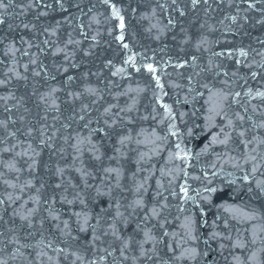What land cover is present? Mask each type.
I'll use <instances>...</instances> for the list:
<instances>
[{
	"label": "water",
	"instance_id": "95a60500",
	"mask_svg": "<svg viewBox=\"0 0 264 264\" xmlns=\"http://www.w3.org/2000/svg\"><path fill=\"white\" fill-rule=\"evenodd\" d=\"M4 2L0 261L264 264V0Z\"/></svg>",
	"mask_w": 264,
	"mask_h": 264
},
{
	"label": "snow or ice",
	"instance_id": "6c2138e0",
	"mask_svg": "<svg viewBox=\"0 0 264 264\" xmlns=\"http://www.w3.org/2000/svg\"><path fill=\"white\" fill-rule=\"evenodd\" d=\"M12 2H13V0H8V3H9V4H11ZM102 2H103L104 4H106V5H109V7L111 8L112 18L117 19V20L119 21V28H120V30H121V34L117 37V39H118L119 41H123V40H124L123 30L125 29V22H124V17L120 14V9L117 8L116 5H115L114 3H111V0H102ZM191 2H192V4H193V6H195V5H197L198 3H200L201 0H191ZM203 2H204V3H207L208 0H203ZM55 3H56V4H59L60 7L63 8L62 0H55ZM173 3H175V0H173ZM45 6H46V7H50L51 5H45ZM6 7H7V5L5 4L4 0H0V9H2V8H6ZM248 7H249V8H253L254 5H253L252 3H249V4H248ZM65 11H66V9H65ZM41 15H44V13H41ZM181 15H183V12H181ZM232 19H233V22H235V19H236V18H235V17H232ZM2 23H4V21H3L2 19H0V24H2ZM169 23H171V21H169ZM25 27H27V25H25ZM123 47H124V48H128V44H126V43L123 44ZM220 54H221V53H218L217 55H220ZM228 55L231 56L232 53L230 52ZM247 55H248V52L245 51L244 49H240V50H239V56H240V57H247ZM33 63H34V61H33ZM124 63H125V64H129V65H131L132 67H135V58L132 57V56H129L128 59L125 60ZM236 63H237V64H240L241 61L238 59V60L236 61ZM179 66L182 67L183 65H179ZM145 68H146V70H147L149 73H151V74L153 75V79L156 80V82H157V86H158V87H162V85H160V83H159V77L156 75V73H157V68L154 67L152 64H146V65H145ZM123 71H124L123 68H119V69H117V72H123ZM137 71H139V69H137ZM36 74L39 75V73H36ZM113 74L115 75L116 73H113ZM252 75H253V77L255 78L256 73L253 72ZM69 79H71V78H69ZM0 83H3V81H0ZM205 87H207V86H205ZM250 94H251V93H249V95H250ZM236 95H240V94L237 93ZM255 96L264 98V92H259V91H258V92L255 93ZM165 109H166V111H169V115H171L170 110L168 109L167 106H165ZM214 111H215V109H211V108L209 109V112H210V113H212V112H214ZM215 114H216V115H219L220 113H219V112H216ZM208 119H209V120L212 119L211 115L208 117ZM229 124H231V121H229ZM173 127H174V126H173ZM221 133H224L222 139L220 138ZM221 133H216V134H214V135L212 136V139H211L210 143H211V144H222V145H227V144H228V141H229V139H230V136H229L227 133H225V130H224L223 128L221 129ZM172 134L175 135V132H173ZM240 135H243V133H240ZM176 147H177V149H178L179 151L177 152L175 158H176V159H181V160L186 159L187 156H188V153L185 152L184 155H180V152H183V149H180V145H179V144H177ZM207 147H208V146L206 145V146H205V149H204L205 151L207 150ZM256 159H257L256 156H249V157H248V161H246V162L255 161ZM258 168H259V165H258V164H254V166H253V168H252V172H253V174L256 173V171L258 170ZM106 171H109V170H106ZM244 179L247 181L248 177L246 176V177H244ZM257 187L260 188L261 192H264V181H259V182L257 183ZM181 191L184 193V197H185V199H191V197H188V189H187L186 187H183V186H182V187H181ZM204 191H205V192H208V193H214V192L217 191V189H215V188H205ZM203 199H205V200H210V196H204ZM138 203H139V202H138ZM77 215H79V214H77ZM85 223H86V221H85ZM225 226H227V224H225ZM81 230L84 231V230H86V229L82 228ZM145 236L148 237V233H145ZM218 236H220V233H217V232L213 231V232L211 233V235H210L209 238H210V239H216ZM96 238H98V237H96ZM148 238L150 239L151 237H148ZM189 239H191V240H196L197 237L193 236V235L191 234V232L189 231ZM241 246H242V245H240L239 243L233 245V247H241ZM125 247H127V245H125ZM169 247L171 248V246H169ZM221 247H223V245H221ZM142 255H143V253H142ZM186 255H187V258L196 259L197 255H199V253L197 252V250H196L195 248H192L191 250L187 251V254H186ZM204 255H207V253H204ZM254 256H255V254H253V257H250L249 259L254 258ZM183 257H185V253H181V257H178V258H183ZM77 260H82V258L79 257V256H77ZM0 264H5V262H4V261H0ZM91 264H95V261H92Z\"/></svg>",
	"mask_w": 264,
	"mask_h": 264
}]
</instances>
